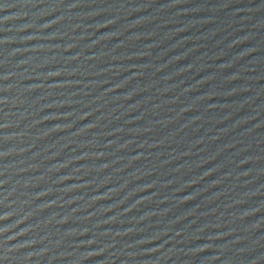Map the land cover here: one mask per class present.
I'll return each mask as SVG.
<instances>
[{"label":"water","instance_id":"water-1","mask_svg":"<svg viewBox=\"0 0 264 264\" xmlns=\"http://www.w3.org/2000/svg\"><path fill=\"white\" fill-rule=\"evenodd\" d=\"M0 264H264V0H0Z\"/></svg>","mask_w":264,"mask_h":264}]
</instances>
